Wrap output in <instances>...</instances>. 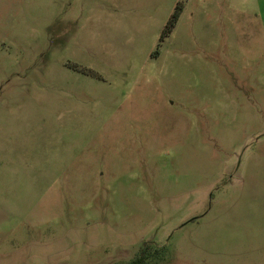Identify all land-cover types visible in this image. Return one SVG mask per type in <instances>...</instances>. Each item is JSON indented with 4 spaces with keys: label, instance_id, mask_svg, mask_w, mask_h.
<instances>
[{
    "label": "rangeland",
    "instance_id": "374dc122",
    "mask_svg": "<svg viewBox=\"0 0 264 264\" xmlns=\"http://www.w3.org/2000/svg\"><path fill=\"white\" fill-rule=\"evenodd\" d=\"M263 31L264 0H0V264H264Z\"/></svg>",
    "mask_w": 264,
    "mask_h": 264
},
{
    "label": "trees",
    "instance_id": "16d2710c",
    "mask_svg": "<svg viewBox=\"0 0 264 264\" xmlns=\"http://www.w3.org/2000/svg\"><path fill=\"white\" fill-rule=\"evenodd\" d=\"M182 10V4H178L175 8V11L171 15L170 19L168 20L166 27L164 29V34H167L171 31L174 24L176 23L180 12ZM163 257V249L154 247L149 244H144L138 254L134 257L133 260L128 262L127 264H154L161 260Z\"/></svg>",
    "mask_w": 264,
    "mask_h": 264
},
{
    "label": "crops",
    "instance_id": "0c3cea01",
    "mask_svg": "<svg viewBox=\"0 0 264 264\" xmlns=\"http://www.w3.org/2000/svg\"><path fill=\"white\" fill-rule=\"evenodd\" d=\"M263 35H264V31H263Z\"/></svg>",
    "mask_w": 264,
    "mask_h": 264
}]
</instances>
